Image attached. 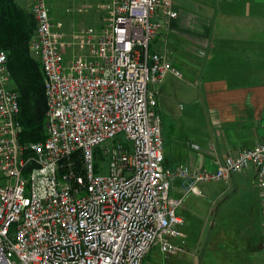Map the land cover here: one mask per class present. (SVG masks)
Returning <instances> with one entry per match:
<instances>
[{"label": "built area", "instance_id": "built-area-1", "mask_svg": "<svg viewBox=\"0 0 264 264\" xmlns=\"http://www.w3.org/2000/svg\"><path fill=\"white\" fill-rule=\"evenodd\" d=\"M106 3L105 27L86 28L71 43L57 30L48 0H33L30 51L47 98L43 142L21 141L19 95L0 51V264H145L155 248L177 254L184 198L172 196L174 182L182 181L184 197L201 195L200 184L252 168L264 235V140L215 170L165 165L153 87L169 73L182 74L151 44L160 31L154 17L178 16L173 1ZM120 134L125 141L116 143Z\"/></svg>", "mask_w": 264, "mask_h": 264}, {"label": "crops", "instance_id": "crops-1", "mask_svg": "<svg viewBox=\"0 0 264 264\" xmlns=\"http://www.w3.org/2000/svg\"><path fill=\"white\" fill-rule=\"evenodd\" d=\"M19 1L26 6L25 0ZM172 1L178 16L154 17L160 31L151 44L153 53L166 55L182 74L179 78L169 73L153 87L163 123L165 115L185 129L179 142H171L179 149L171 148L167 156L164 147L165 165L215 170L219 161L264 140V0ZM181 185L180 180L174 182L172 196L184 198L182 205L189 196L195 199L183 215L178 210L182 237L174 243L181 251L169 255V264H264L263 206L256 169L228 181L202 183L201 195L184 197ZM248 187L255 189L251 219L243 218L247 204L240 200L232 222L216 237L222 213L231 204L229 194L246 196ZM210 227L214 240L207 233Z\"/></svg>", "mask_w": 264, "mask_h": 264}, {"label": "trees", "instance_id": "trees-1", "mask_svg": "<svg viewBox=\"0 0 264 264\" xmlns=\"http://www.w3.org/2000/svg\"><path fill=\"white\" fill-rule=\"evenodd\" d=\"M35 32L36 22L28 7L19 0H0V51L8 54L10 89L19 95L21 141L30 143L45 140L47 119L45 77L30 51Z\"/></svg>", "mask_w": 264, "mask_h": 264}, {"label": "rangeland", "instance_id": "rangeland-1", "mask_svg": "<svg viewBox=\"0 0 264 264\" xmlns=\"http://www.w3.org/2000/svg\"><path fill=\"white\" fill-rule=\"evenodd\" d=\"M26 1V7H28L31 10V5L33 3V0H25ZM107 0H48L49 7L51 9V16L54 21V24L58 27L57 30H60L63 32L66 36V40L72 41L75 36H77L78 33H80L82 30L86 28H94L98 30H102L106 23L109 21V14L107 13L105 6ZM69 42V43H70ZM73 42V41H72ZM71 42V43H72ZM72 48L67 49L68 56L71 54ZM32 55V54H31ZM33 57V56H32ZM12 82H10L9 87L11 88L13 85H11ZM164 117V147H165V153L166 155H170V150L179 149V147L176 146L174 142L176 140H179V136H184V125H177L176 123H170L165 115ZM163 120V118H162ZM118 141H125L124 134H120L116 138V143ZM183 148V147H182ZM170 159V160H169ZM168 160L170 164L172 165L171 156L168 157ZM96 163L101 164L100 160H97ZM109 164L108 159H105V163H103L104 169L103 173L107 172V166ZM210 183V182H208ZM207 184V183H203ZM202 185V184H201ZM246 196L239 193H235L234 191L230 193V200L231 204L228 208V211L223 214L221 217L220 224L218 223V228L216 229V237L220 236L222 233H224L225 226L227 222H232V218L234 217L233 213L234 211H237V206L239 201L242 200L247 204V210L245 211V214L243 215V218L246 220L251 219L252 215V201L255 198V189L253 187H248ZM245 190V189H243ZM195 198H192V196H189L184 204L179 209V215H183L185 207L190 205L191 201H194ZM198 199H203L199 197ZM243 203V206L245 205ZM258 211V207H257ZM257 214V212H256ZM258 215V214H257ZM228 218V219H227ZM244 222V221H243ZM213 223V220L212 222ZM183 228V226H180V229ZM211 227L209 228L208 234H212L211 240L215 239V234L210 232ZM241 237L245 236V232L241 231L240 233ZM209 237V235H207ZM207 241V240H206ZM213 244H216L215 242ZM170 256L163 254L159 251V249L155 248L152 250V254L150 255V260L145 261V264H169Z\"/></svg>", "mask_w": 264, "mask_h": 264}]
</instances>
